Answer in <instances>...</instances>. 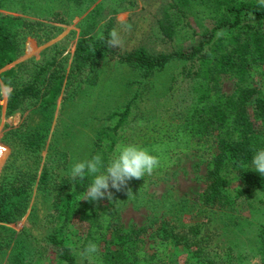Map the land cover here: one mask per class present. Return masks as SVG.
I'll return each instance as SVG.
<instances>
[{
	"label": "trees",
	"instance_id": "obj_1",
	"mask_svg": "<svg viewBox=\"0 0 264 264\" xmlns=\"http://www.w3.org/2000/svg\"><path fill=\"white\" fill-rule=\"evenodd\" d=\"M25 1L0 0V87L9 89L5 114L23 102H35L42 111L50 109L62 87L74 83L83 71L87 74L82 83L94 86L99 64L105 59H114L135 72L139 88L122 107L105 112L102 125L91 129L92 135L85 133L88 142L77 132L75 145V140H70L75 133L68 132L67 139L52 134L45 144L47 129L43 134L39 127L27 128L23 135L17 128L7 135L4 143L10 153L0 171V252L16 240L12 227L23 216L35 186L38 195L49 199L51 225L44 241L50 253L33 256L31 264H77L68 241L74 234L72 228L79 226V248L85 264H175L170 258L175 248L189 250L188 258L195 261L190 264H222L221 257L209 256L204 250L203 225H180V230H175L176 226L160 219L140 226H119L106 204L82 200L92 176L86 173L83 180H73L71 168L97 154L107 165L121 145H136L157 155L160 165L152 175L167 171L178 155L196 154L206 162L203 186L197 195V215L204 218L213 208H231L238 201L250 200L252 191H263L264 176L255 172L251 160L255 149L264 148V7L257 0H164L154 27L161 39H190L194 32L188 21L203 29L206 20L210 27L197 43L186 48L156 54L139 48L120 55L108 45L107 35L88 36L93 16L104 8L114 15L124 2L103 0L79 25V40L67 72L51 58L35 67L25 85L18 86L21 63L5 67L19 57L24 37L41 27L6 14L21 12ZM61 1L80 10L92 2ZM171 64L180 66L164 79L166 88L154 97L159 75H165ZM219 76L234 80L231 94L220 93ZM89 123L85 119L81 126ZM80 147L83 154L77 159ZM145 176L130 182L140 187ZM256 237L264 264V222ZM89 242L98 246L97 253L84 254Z\"/></svg>",
	"mask_w": 264,
	"mask_h": 264
},
{
	"label": "rangeland",
	"instance_id": "obj_2",
	"mask_svg": "<svg viewBox=\"0 0 264 264\" xmlns=\"http://www.w3.org/2000/svg\"><path fill=\"white\" fill-rule=\"evenodd\" d=\"M101 2L103 0H92L80 10L79 7L63 3L61 0H26L21 12L6 13L41 25L24 37L19 57L5 67L10 68L21 63L18 68V86L25 85L35 67L51 58L60 63L64 72H67L79 40V25ZM163 4L164 0H124L122 9L114 15L109 14V8H104L99 15L92 17L94 26L88 28V36L109 37L110 31L116 29L121 43L111 47L115 54L122 55L139 48L149 54H156L169 53L195 44L200 40V34L210 27L209 21L206 20L203 21V29L196 28L188 21L194 32L190 39L185 42H181V37L172 41L161 39L155 34L154 27ZM128 25L131 30H128ZM45 36L49 38L44 40ZM114 61L105 59L99 64L97 83L94 86L82 83L86 71L76 75V82L65 84L55 105L46 111H42L35 102H23L14 112L5 114L9 89L0 87V144L5 149L0 160V171L10 153L4 142L14 129L19 128L18 134L21 135L27 128L39 127L43 134L47 129L45 144L52 134L55 138L64 140L67 139L68 132H71V135L75 133V137L72 135L70 140H75L77 145V132L82 133V141H87L84 135H92L91 129L102 125L101 118L105 112L120 108L131 99L138 91L139 78L135 72ZM178 66L180 64H171L165 75H159L154 97L164 91V79L175 74ZM217 87L220 93L229 95L234 88V80L219 76ZM147 110H151L149 104ZM85 119L90 122L88 127L81 126ZM76 153L77 159H80L83 154L81 147ZM40 157L43 159L44 151L40 153ZM205 163V159L196 154L178 155L167 171L160 175L145 176L140 187L134 186L130 180L127 187L119 192L110 189L114 198L111 201L100 199L99 203L106 204L112 220L123 228L130 225L140 226L160 219L176 226L175 230H180V225H203L206 240L204 250L209 256L221 257L222 264H262L256 233L259 225L264 222V190L252 191L250 200L238 201L231 208H213L206 218L198 216L197 195L203 186ZM34 188L35 186L23 216L17 225L12 227L16 240L13 242V239L10 247L0 252V264H31L33 256L44 257L50 253L44 241L51 225L49 199L38 195ZM128 189H131L133 194L129 197ZM72 230L77 233L72 231L74 234L69 238L68 247L76 263L85 264L79 248L82 226ZM188 252L187 249L175 248L170 251V258L175 264L194 263V259L188 258ZM226 259L228 261H225Z\"/></svg>",
	"mask_w": 264,
	"mask_h": 264
},
{
	"label": "clouds",
	"instance_id": "obj_3",
	"mask_svg": "<svg viewBox=\"0 0 264 264\" xmlns=\"http://www.w3.org/2000/svg\"><path fill=\"white\" fill-rule=\"evenodd\" d=\"M259 6L264 7V0H257ZM254 20V17H253ZM131 30V26H127ZM103 38V37H101ZM107 43L111 47H116L121 43L120 36L116 29L109 33ZM159 149H154L158 151ZM160 158L153 155L148 149L137 147L136 145H121L117 154L105 165L102 156L97 154L88 160L79 161L71 168L73 180L80 178L83 180L86 173L92 176V181L83 192L85 201H98L100 199H113L110 189L117 192L127 187L132 179H142L145 175L151 176L159 167ZM251 165L255 172L264 176V148L255 149L251 160ZM128 197L132 194L131 189L127 190ZM98 252V246L89 242L84 250L85 255Z\"/></svg>",
	"mask_w": 264,
	"mask_h": 264
},
{
	"label": "built area",
	"instance_id": "obj_4",
	"mask_svg": "<svg viewBox=\"0 0 264 264\" xmlns=\"http://www.w3.org/2000/svg\"><path fill=\"white\" fill-rule=\"evenodd\" d=\"M4 151H5V149H4V147L0 144V160L3 158V156H4Z\"/></svg>",
	"mask_w": 264,
	"mask_h": 264
}]
</instances>
